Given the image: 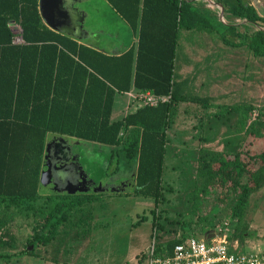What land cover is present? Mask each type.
Here are the masks:
<instances>
[{"label": "trees", "instance_id": "trees-1", "mask_svg": "<svg viewBox=\"0 0 264 264\" xmlns=\"http://www.w3.org/2000/svg\"><path fill=\"white\" fill-rule=\"evenodd\" d=\"M107 1L139 32L137 47L120 58L79 46L71 38L49 30L42 23L39 0L18 2L17 17L26 44L0 50V213L15 207L36 218L29 247L47 246L74 213L95 201L88 195L70 198L78 192L62 193L58 200L56 195L41 193L49 135L114 148L111 161L124 158L137 165L136 188L131 195L152 199L158 205L165 199L168 131L177 107L181 103L212 106L208 99L183 95L175 84L181 30H214L207 14L212 11L199 6L197 0ZM215 1L224 13L245 23H231L227 29L218 30L223 43L246 46L256 57H264V17L257 8L248 0ZM247 25L255 28L249 35L241 30ZM8 51L14 52L10 55L15 60H9ZM132 88L171 99L113 121L117 92ZM218 108L217 118L256 110L254 106ZM239 123L243 125V121ZM258 132L252 125L247 136L255 138ZM198 177L207 179L200 192L206 202L212 197L211 188L232 192L230 216L241 222L251 196L264 187V151H252L244 144L237 154L207 152L200 159ZM180 242L170 241L166 249L171 252ZM27 254L34 251L27 250ZM3 257L8 255H0Z\"/></svg>", "mask_w": 264, "mask_h": 264}, {"label": "rangeland", "instance_id": "rangeland-1", "mask_svg": "<svg viewBox=\"0 0 264 264\" xmlns=\"http://www.w3.org/2000/svg\"><path fill=\"white\" fill-rule=\"evenodd\" d=\"M248 1L264 17V6L258 0ZM89 3L91 25L100 32L99 39L95 41L99 47L105 49L109 42L118 41V37L125 44L134 42L132 31L105 1L91 0ZM83 6L86 8L88 5L84 3ZM207 14L215 29L183 34L178 69L195 68L197 75L215 80L218 92L223 90L224 93L218 98L221 103L254 106L256 110L239 114L243 122L249 121L250 126L255 125L259 131L255 138L246 137L244 144L252 151H264V57L254 58L246 47L232 48L221 41L218 30L227 29L231 23L241 25V21H235L227 12L225 21L216 12ZM241 30L249 35L255 28L247 25ZM190 110L187 116L195 121L193 125L199 131H196L195 138L172 140L164 174V201L156 205L152 199L132 196L136 188L137 165L124 158L119 161L115 157L111 161L114 148L95 144L88 147L86 144V154L80 166L87 180L85 188L90 190L86 193L79 191L70 198L88 195L95 199L94 203L74 213L60 228L58 239L36 248L29 247L36 218L21 213L15 207L4 208L0 213V255L8 257L0 258V264H147L154 237L157 250L163 251L170 241L182 235L202 239L208 231L215 229L221 216H230L234 197L232 192L220 193L211 188L212 197L207 202L201 198L200 192L204 190L207 179L203 181L198 177V149L206 142L199 120L206 118L207 112L214 115L219 110ZM183 111H180L181 116ZM50 137L52 135L48 139ZM174 142L181 143L177 153ZM221 142L222 139L215 140L214 144L218 146ZM227 147H231V143ZM121 179H128L129 183L120 187L119 193L93 191L98 185H117ZM40 191L47 196L56 195L55 199L61 196L52 187L44 185ZM237 220L232 237L234 243H239L237 247L242 252H264V187L251 196L241 222ZM242 233H245L244 237ZM27 250L34 251V254H27Z\"/></svg>", "mask_w": 264, "mask_h": 264}, {"label": "crops", "instance_id": "crops-1", "mask_svg": "<svg viewBox=\"0 0 264 264\" xmlns=\"http://www.w3.org/2000/svg\"><path fill=\"white\" fill-rule=\"evenodd\" d=\"M19 1L20 0H0V50L1 52H3V50L10 48L11 46H20V45L26 44V41L24 39V33H23L24 31L22 27V22L17 17V13L19 9V5H18ZM103 1H105L111 7V9H113L114 13L117 15L119 19H121V21H123L127 29H130L132 31L134 35V42H132L131 45L125 44L120 37H118V41L109 42V44L106 45L105 49H103L102 47H99L96 44L95 41L96 39H99L100 32L99 30H96L94 28V25H91L92 23L91 22V12L88 9L90 5L89 2H91V0H80L79 2H77V5H76L77 8H79V10L83 12L85 15L82 38L69 36V35L60 33L58 31H55L54 29H52L46 24V22L43 20L41 16L42 23L45 27L57 33L58 35L62 37L67 36L71 38L79 46H84L89 49L96 50L106 56L120 58L124 56L130 49L137 47L139 43V32L134 30L126 20H124L121 16H119L118 13L113 8V6L107 0H103ZM84 3L88 5L86 8L83 6ZM39 12H40V0H39ZM40 15H41V12H40ZM194 31H197V30H194ZM190 32H193V31L181 30L180 43H181L183 34L190 33ZM18 37H22L24 40V43H21V44L17 43L16 38ZM37 45L42 47L43 43H38ZM59 48L62 49L61 46H59ZM232 48H242V47H232ZM13 53L14 52L12 51H8L7 55H8L9 60H15L13 57H11ZM0 55L2 56V54ZM178 55H179V49L177 52L176 68H175V73H176L175 84H176L177 89L183 95L187 97H199L203 99H208L210 101V104H212V106L206 107V106H201V105L194 104V103H181L177 107L172 127L168 131L170 143L167 148L166 160L169 154V149H170L169 147L175 139L179 141L183 140L184 138L192 139L196 137L197 135L196 131L197 132L199 131L193 125L195 121L192 120L191 118H188L187 111L191 109L190 110L191 112L198 108L203 109V110L217 108L219 110L218 112H220V109L218 108L220 106H237V105H231V104H224L218 101V98L223 96L224 93H223V90L221 93L218 92L219 91L218 84L214 86V84L216 83L215 80L210 79V78H208L207 80L206 78L197 75L195 72V68L185 67L183 71L178 69V66H179L178 65V60H179ZM253 56L254 58H256L254 54ZM191 73L193 74L190 75ZM139 93L140 92L136 90L135 88H132L128 92H117L116 97H115L114 110L112 114L113 121L123 120L129 114L136 113L139 110V109H136V103H135L134 98L132 97V95H137ZM238 106H252V105L243 104V105H238ZM181 110H184L182 116L180 112ZM207 113L208 114H206V118H204L203 120L202 119L199 120V122L202 124V127H203L202 137L206 139V142L203 144V146H201L202 148L198 149V152L200 154L199 162H198L199 169H200V159L202 157L201 155L206 154L207 152L211 154L213 153L214 154L215 153H218V154H228V153L237 154L239 153L242 149V146L246 142V137L249 138L247 136V131L249 130L250 125H251L249 121L247 122L244 121L243 125H241L239 122L243 120L240 119V116L237 113L227 115L226 118H217L215 117L216 113L214 115H212L211 113L209 114V112ZM238 125H241V127L238 128ZM246 126L248 127V129H245ZM53 136H60L67 140H75L79 144H85V145L87 144L88 147L90 146V144L91 145L95 144V143L79 141L74 138L61 136V135H52V137ZM219 139H222V142L220 145L217 144L218 146H216L214 142L215 140H219ZM226 140L227 142L225 143L224 141ZM216 142H219V141H216ZM230 143H231V147H227ZM174 144H176V150H177L176 153H177L178 151H180L179 147L181 146H178V145H181V143L177 144V142H174ZM95 145H98V144H95ZM99 146L105 147L102 145H99ZM181 152L183 153L184 150H182ZM165 170H166V167H165ZM198 174H199V170H198ZM56 239H58V237H56L52 241H55Z\"/></svg>", "mask_w": 264, "mask_h": 264}, {"label": "built area", "instance_id": "built-area-1", "mask_svg": "<svg viewBox=\"0 0 264 264\" xmlns=\"http://www.w3.org/2000/svg\"><path fill=\"white\" fill-rule=\"evenodd\" d=\"M199 5L216 12L221 20L225 21V13L215 0H197ZM17 43H24L22 37L16 38ZM136 109L144 107H158L170 102V96L155 95L150 92H141L132 95ZM237 218L221 216L215 229L208 231L202 239L194 236H181V242L169 252L167 249L157 252L154 242L147 254V264H264V252H242L233 242L234 224ZM210 236H212L210 238ZM235 244V245H234Z\"/></svg>", "mask_w": 264, "mask_h": 264}, {"label": "water", "instance_id": "water-1", "mask_svg": "<svg viewBox=\"0 0 264 264\" xmlns=\"http://www.w3.org/2000/svg\"><path fill=\"white\" fill-rule=\"evenodd\" d=\"M79 1L80 0H40L41 16L43 20L46 22V24L55 31H58L60 33L69 36L82 38L85 15L76 6L77 2ZM258 1L260 4L264 6L263 3L264 0H258ZM221 8L224 12L222 6ZM67 141H68L67 139L60 136H53L49 138L46 146L43 168L41 173V186L42 185L49 186V182H52V180L50 179L54 178V181L52 182V189L56 194L73 193L70 192L69 190H73L75 192L77 191L88 192V190L90 189L87 188L76 189V187H78L77 186L78 184L71 186L72 184L71 183L68 186L64 185L63 187L59 185L62 181L65 182L67 178L64 175V173L63 174L58 173L57 176L56 171L54 170V165L52 163L53 162L52 153L54 151L55 146L60 145L62 144V142H67ZM83 180L84 181L82 183L85 184L87 180H85L84 177ZM120 190H121L120 186L117 185H111V186L98 185L96 188L93 189L95 193H103L107 191L119 193ZM211 237L212 236H210V238ZM30 250H33V248H30Z\"/></svg>", "mask_w": 264, "mask_h": 264}, {"label": "flooded vegetation", "instance_id": "flooded-vegetation-1", "mask_svg": "<svg viewBox=\"0 0 264 264\" xmlns=\"http://www.w3.org/2000/svg\"><path fill=\"white\" fill-rule=\"evenodd\" d=\"M81 149H84V151H82ZM86 150H87V147L85 144H79L75 140H68L67 142H62V144L55 146L54 151L52 153V161H53L52 163L54 165V170L56 171L57 176H58V173H61V174L64 173V175L67 178L65 182L62 181L59 184L61 187H63L64 185L68 186L71 183H72L71 186L78 184L77 185L78 187H76V189H80V188L83 189L86 187V185L82 183L84 181L83 180L84 174L82 172L83 171L82 167L80 166L81 161L85 157ZM82 152H84V154ZM50 180H52L53 182L54 178ZM88 180L91 181L89 177H88ZM52 182H49L48 187H52ZM128 183H129L128 179L126 180L121 179L117 183V186H120V187L122 185L125 186V185H128ZM69 191L75 192L73 190H69Z\"/></svg>", "mask_w": 264, "mask_h": 264}]
</instances>
